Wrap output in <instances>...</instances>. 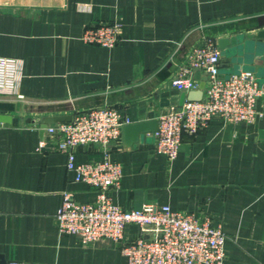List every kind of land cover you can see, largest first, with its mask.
I'll return each instance as SVG.
<instances>
[{
    "label": "crops",
    "instance_id": "obj_1",
    "mask_svg": "<svg viewBox=\"0 0 264 264\" xmlns=\"http://www.w3.org/2000/svg\"><path fill=\"white\" fill-rule=\"evenodd\" d=\"M98 22L120 24L113 47L81 40ZM263 29L264 0H0V57L16 62L13 92L0 93V114L12 117L0 122V264H127L119 242L83 244L58 232L64 195L92 202L96 189L75 180L64 152L37 149L48 140L42 118L110 106L128 124L156 120L182 94L187 99L189 91L170 79L205 37L245 35L220 48V72L250 71L264 82ZM257 109L252 124L213 118L198 133H183L171 161L155 150L152 130L132 144L122 130L106 154L83 145L75 162L107 156L122 170L109 191L113 203L209 216L226 234L224 264H264V95ZM137 235L136 225L125 227V239Z\"/></svg>",
    "mask_w": 264,
    "mask_h": 264
},
{
    "label": "built area",
    "instance_id": "obj_2",
    "mask_svg": "<svg viewBox=\"0 0 264 264\" xmlns=\"http://www.w3.org/2000/svg\"><path fill=\"white\" fill-rule=\"evenodd\" d=\"M118 22H98L85 28V43L113 47L118 41ZM221 49L216 39L205 37L193 44L179 64L170 85L183 92L196 90L198 70L205 76L199 100H184L170 105L157 116V127L151 133L154 148L168 160H174L183 133L196 134L213 118L224 122L255 123L261 116L257 101L264 95V82L254 73L240 71L223 75L220 72ZM13 58L0 57V93H12L15 84ZM130 119L110 106L76 111L69 121L50 123L45 128L48 140L38 150H55L67 155V168L76 181L96 189L92 202H78L65 194L55 213L60 234H74L83 244L109 238L121 244L127 264H224L226 234L222 226L209 216L198 217L190 212L172 210L168 205L144 203L140 208H124L113 203L109 191L118 188L122 176L118 162L105 156L101 160L77 163L75 151L93 144L106 154L111 144L119 142L123 126ZM129 224L138 228V235L125 239ZM10 264H17L11 262Z\"/></svg>",
    "mask_w": 264,
    "mask_h": 264
},
{
    "label": "water",
    "instance_id": "obj_3",
    "mask_svg": "<svg viewBox=\"0 0 264 264\" xmlns=\"http://www.w3.org/2000/svg\"><path fill=\"white\" fill-rule=\"evenodd\" d=\"M259 36L264 35V29L261 30L258 34ZM245 38V35H236L232 36L230 39L226 38H220L218 40V44L220 48H224L228 45L230 42L232 45L239 44L240 42H243ZM194 78L200 80V72L196 70L194 72ZM205 76H202V79L199 82L198 88L196 90L189 91L187 100H199L202 96V89L204 88L205 84ZM184 100V94L181 96L180 104H182ZM72 115H51V116H45L42 118L40 123V134L43 135L45 132V128L50 123L60 122V121H69L71 119ZM12 117L8 114H0V122H11ZM157 127V121L152 120L149 122H139V123H133V124H125L123 126V139L125 144H132L138 139V135L141 132L145 131H154Z\"/></svg>",
    "mask_w": 264,
    "mask_h": 264
}]
</instances>
